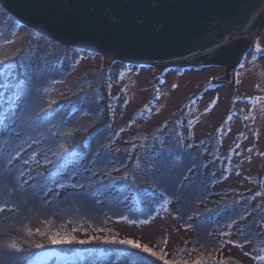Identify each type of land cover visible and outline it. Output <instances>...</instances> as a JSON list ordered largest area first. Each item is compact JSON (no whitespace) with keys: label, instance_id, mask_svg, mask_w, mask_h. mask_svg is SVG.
Wrapping results in <instances>:
<instances>
[{"label":"trees","instance_id":"obj_1","mask_svg":"<svg viewBox=\"0 0 264 264\" xmlns=\"http://www.w3.org/2000/svg\"><path fill=\"white\" fill-rule=\"evenodd\" d=\"M19 25L0 5V43L12 41ZM28 29L31 40L42 39L31 41L39 48L29 39L20 50L0 54V264H164L119 243L124 239L115 224L148 222L169 204L191 236L172 251L165 239L147 245L167 260L238 264L224 249L235 223L240 230L234 243L250 244L261 255L264 213L242 191L226 198L217 191L223 174L204 143L186 149L154 142L145 154L137 133L129 138L135 144L120 147L126 124L113 126L104 74L90 67L67 79L74 62L64 49L103 55Z\"/></svg>","mask_w":264,"mask_h":264},{"label":"rangeland","instance_id":"obj_2","mask_svg":"<svg viewBox=\"0 0 264 264\" xmlns=\"http://www.w3.org/2000/svg\"><path fill=\"white\" fill-rule=\"evenodd\" d=\"M12 36V41L0 43V54L20 50L29 42L30 32L25 25H19ZM31 41L42 39L34 36ZM39 46L40 43L31 42L33 49ZM31 47L27 54L32 55ZM51 47L58 48L54 43ZM64 52L74 62L73 73L67 79L90 67L104 74L114 103L113 126L126 124L118 137L120 147L135 144L129 138L137 133L143 137L145 154L150 151L148 146L155 143L167 148L169 143L176 142L186 149L204 143L208 157V151H212L210 157L214 163H220L218 170L223 174L215 182L217 191H224L225 198L228 193L242 191L264 213V55L250 48L231 79L224 81L221 78L225 68L220 65L170 64L162 70L154 65L122 68L121 62L109 57L68 49ZM61 64L62 69L65 61ZM151 134L156 136L155 140ZM212 161L209 169L214 167ZM242 200L247 201L246 197ZM175 211V205L169 204L148 222L120 221L115 224L116 233L145 245L165 239L167 249L175 250L191 236L190 231L181 227ZM259 225L264 232V224ZM239 227L235 223L225 234L226 256L238 264H264L250 244L234 243ZM260 254L264 256V247Z\"/></svg>","mask_w":264,"mask_h":264},{"label":"water","instance_id":"obj_3","mask_svg":"<svg viewBox=\"0 0 264 264\" xmlns=\"http://www.w3.org/2000/svg\"><path fill=\"white\" fill-rule=\"evenodd\" d=\"M36 33L130 65L213 64L229 81L264 54V0H0Z\"/></svg>","mask_w":264,"mask_h":264},{"label":"snow or ice","instance_id":"obj_4","mask_svg":"<svg viewBox=\"0 0 264 264\" xmlns=\"http://www.w3.org/2000/svg\"><path fill=\"white\" fill-rule=\"evenodd\" d=\"M62 186V185H61ZM161 207H163V205H161ZM122 219H127L126 217H123ZM38 231V230H37ZM58 237L54 236L53 237V242H57ZM59 239H63V238H59ZM115 239V238H113ZM119 243L121 244H126V245H131L133 248L136 249H140L143 252L149 253L152 257H156L158 260L163 261L164 264H175L174 261L171 260H167L166 259V254L163 253V251L161 252H156L153 251L152 248L148 247L145 244H142L134 239H124V240H120ZM13 247H16L15 244L12 245ZM257 259L264 261V256H258ZM194 264H200L199 261L194 262Z\"/></svg>","mask_w":264,"mask_h":264},{"label":"flooded vegetation","instance_id":"obj_5","mask_svg":"<svg viewBox=\"0 0 264 264\" xmlns=\"http://www.w3.org/2000/svg\"><path fill=\"white\" fill-rule=\"evenodd\" d=\"M263 37H264V32L262 33V44L264 45V42H263ZM250 48H254V43H252L251 47ZM255 49V48H254ZM256 50V49H255ZM257 51V50H256ZM258 53H260L259 51H257ZM261 54V53H260ZM264 55V54H262Z\"/></svg>","mask_w":264,"mask_h":264}]
</instances>
